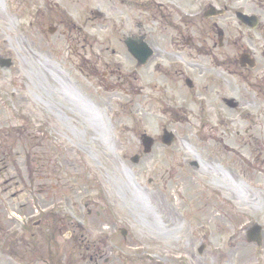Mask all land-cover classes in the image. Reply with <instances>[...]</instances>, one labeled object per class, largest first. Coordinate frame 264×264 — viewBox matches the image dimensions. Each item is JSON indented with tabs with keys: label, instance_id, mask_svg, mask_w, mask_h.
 <instances>
[{
	"label": "rangeland",
	"instance_id": "1",
	"mask_svg": "<svg viewBox=\"0 0 264 264\" xmlns=\"http://www.w3.org/2000/svg\"><path fill=\"white\" fill-rule=\"evenodd\" d=\"M31 13L29 0H0V60L12 61L0 66V196L24 216L47 203L41 193L59 192L87 217L86 229L77 233H91L97 242L93 249H86L87 239L84 247L80 242L73 247L62 234L54 238V228L1 217L0 241L7 233L15 239L10 264H20L21 258L29 264H227L231 209L232 237L242 221L236 210H264V84L256 79L264 75V56L257 53L252 79L235 73L232 65L230 84L219 68L213 70L216 83L209 80L207 90L192 96L176 95L184 83L175 79L176 86H169L150 64L141 67V81L124 83L120 93L102 88L91 93L78 81L73 87L61 81L59 89L72 93L78 113L70 118L72 112L61 107L67 116L55 118L56 129L52 124L43 135L46 123L38 117L47 108L42 98L51 82L46 76L62 64L68 44L84 48L83 42L49 34L48 21L44 29L30 27ZM210 72L200 68V81ZM218 88L239 106L202 97ZM21 111L26 119L18 117ZM164 127L176 136L171 146L160 141ZM143 133L159 139L151 153L142 151ZM137 154L141 159L134 162ZM223 195H232V207ZM244 248L252 257L253 246ZM6 251L0 244L2 258Z\"/></svg>",
	"mask_w": 264,
	"mask_h": 264
},
{
	"label": "flooded vegetation",
	"instance_id": "2",
	"mask_svg": "<svg viewBox=\"0 0 264 264\" xmlns=\"http://www.w3.org/2000/svg\"><path fill=\"white\" fill-rule=\"evenodd\" d=\"M29 1L32 11L30 14L32 19L28 22L30 27L38 25L44 29L48 21L49 34L57 35L67 42L73 40L74 43L78 40L83 42L84 48V51H80L76 46L68 44L67 48L62 50V53L67 54L61 58L62 64L55 73L50 72L51 74L46 76L51 82L44 87V98H42L47 108L38 117L46 123L40 128L43 135L46 128L52 124L54 130L56 129L55 118L67 116V112L61 107L72 112L69 114L70 118L78 113L77 108L74 107L76 105L71 97L72 93L68 90L66 94L59 89V84L62 82L73 87L78 81L86 91L89 89L90 92L91 89L98 88L119 92L123 90L124 83L133 85L134 82L137 84L141 81V67L150 64L152 72L162 73L169 86H176V82L184 83L185 89L180 90L176 95L192 96L193 91L209 88V85H212L209 80L216 83L213 70L219 68H222L226 74L222 79H230V84H232V65L235 67V73L245 79H252L257 64L252 68L244 59L256 58L257 53L264 56V0ZM80 2L84 5L78 6ZM74 32L76 34H73ZM103 53L111 54L105 56ZM144 53H151L146 62L141 60ZM209 67L212 69L210 72L212 76L201 82L199 69H210ZM101 68L106 70L101 71ZM77 72L80 76L76 74ZM115 76L120 81L113 83L111 80ZM256 79L257 83L259 81L264 84V75L257 74ZM141 91L138 95H141ZM83 96L91 98L87 95ZM214 96L222 99L232 108V96H221L219 88L203 92L202 95L203 98L210 97L211 104L214 102ZM183 100L186 101L187 98ZM203 104L205 103L201 102V105ZM77 107L81 113L82 109L78 105ZM176 110L183 113L182 108ZM17 115L21 119L27 118L23 111ZM53 128L51 127L52 130ZM165 129L166 127L163 128ZM155 139L156 142L159 140L156 137ZM141 148L143 151L142 143ZM57 164L59 167V161ZM191 164L200 167L196 161ZM44 186L45 183L40 188ZM41 195L47 196V203L44 202L43 207L37 208L36 214L19 215V218L13 215L14 212L8 208L7 201L2 200L0 196L3 205V209H0L2 212L0 218L8 217L24 226L38 229L54 228L51 233L54 238L57 233L62 234L64 240L73 247L79 242L81 247H84L87 239V248H85L93 249L97 241L93 240L92 234L85 236L77 233V229H86L87 217L80 214L69 197L60 195L59 192L41 193ZM223 196L232 207V195ZM252 201L251 203H254L256 200ZM260 211L261 214L249 210H236L242 221L234 225L232 237L231 209L228 226L231 255L227 264H264V210ZM97 214L99 215V212ZM46 232L49 233L50 230ZM26 238V233L19 234V239ZM14 240L11 233H7L0 241V244L8 248L6 256L4 258L0 256V264H10L12 255L15 256L16 252L11 249ZM244 244L253 246L252 257L247 253ZM38 258H36L37 263L40 261ZM91 258L99 259L93 256ZM20 264L29 263L25 258H21ZM48 264H52V261L50 260Z\"/></svg>",
	"mask_w": 264,
	"mask_h": 264
},
{
	"label": "water",
	"instance_id": "3",
	"mask_svg": "<svg viewBox=\"0 0 264 264\" xmlns=\"http://www.w3.org/2000/svg\"><path fill=\"white\" fill-rule=\"evenodd\" d=\"M151 55V53H146L145 57H144V61L146 62V60L149 58V56ZM246 62H249L251 66H254L255 63L253 61H251L249 58L244 59ZM11 61L10 59H6L5 61L0 60V66L3 67L5 65H11ZM237 104L234 103V101L232 100V107H235ZM163 142L167 145H171L174 140H175V136L173 133H170L168 131H165L163 137ZM155 144V139L148 136V135H144L143 136V145H144V151L145 153H150L152 151V148ZM133 161L134 162H138L139 161V156L136 155L133 157Z\"/></svg>",
	"mask_w": 264,
	"mask_h": 264
},
{
	"label": "bare ground",
	"instance_id": "4",
	"mask_svg": "<svg viewBox=\"0 0 264 264\" xmlns=\"http://www.w3.org/2000/svg\"><path fill=\"white\" fill-rule=\"evenodd\" d=\"M77 105L82 109L83 106L80 103H77ZM125 183L127 185V182H125ZM134 194L137 196V200H138V198L141 199V196L138 195V193L135 192Z\"/></svg>",
	"mask_w": 264,
	"mask_h": 264
}]
</instances>
